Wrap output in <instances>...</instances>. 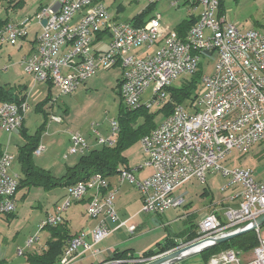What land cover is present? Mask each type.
Listing matches in <instances>:
<instances>
[{"label":"built area","instance_id":"obj_1","mask_svg":"<svg viewBox=\"0 0 264 264\" xmlns=\"http://www.w3.org/2000/svg\"><path fill=\"white\" fill-rule=\"evenodd\" d=\"M153 6L160 0H138ZM202 3L204 0H201ZM88 0H53L35 13L39 30L35 45L25 51L20 59L24 72L34 82L50 83L60 94L77 90L99 70L119 65L121 77L118 91L128 110L169 100L166 90L181 75L194 74L195 61L200 53H216L213 69L200 76L201 88L187 103L176 104L162 120L160 129H152L140 145L154 142L152 153L135 169L119 168L122 182L127 181L139 189L143 205L141 211L161 214L166 209L184 203L175 196V190L191 179L201 183L210 172L219 173L226 179L223 189H237L229 196L230 205L223 210L222 219L214 212L206 214L198 224L199 236L232 232L247 226L264 214V180H255L246 167H227L221 161L232 150L246 153L255 144L264 145V32L241 31L225 16L219 17V0H214L211 12H202L198 34L183 36L161 22V15H153L143 25L130 21H116L107 5L97 7L90 15L80 14V7ZM194 0H169L172 7L186 5L192 9ZM70 15H78V23H69ZM45 23L42 24V21ZM30 17L8 21L0 29V46L16 44L26 38L31 24ZM53 29H60V36H53ZM162 35H170V44H161ZM106 43V46L103 45ZM143 45H150V52H143ZM152 88L147 101L143 93ZM54 99H50L51 104ZM27 100L21 103L0 102V129L6 132L23 127ZM53 120L60 121L52 113ZM110 135L97 137L96 144L108 145L120 131L116 119L110 121ZM69 154L83 153L89 145L79 132H70ZM42 145L34 151L41 153ZM15 156L2 152L0 155V215L15 210V192L19 174L11 168ZM143 166L152 172L137 179L133 171ZM118 170V171H119ZM93 182L91 192H84V180L68 185L62 201L53 214L40 221L39 228L60 223L61 205L78 201H92L86 209L90 219H97L91 230H82L70 237L64 247L60 262L70 264L78 255L90 250L112 231L126 225L119 220L109 179L100 173L88 179ZM111 223V225L109 224ZM134 232L135 224L128 225ZM264 223L254 231L257 244L252 256L245 262L230 247L212 255L209 264H264ZM90 234L91 242L85 240ZM37 237H30L29 246ZM22 254V250H18ZM139 259V258H138ZM135 259H111L100 264H118L123 261L141 262Z\"/></svg>","mask_w":264,"mask_h":264},{"label":"rangeland","instance_id":"obj_2","mask_svg":"<svg viewBox=\"0 0 264 264\" xmlns=\"http://www.w3.org/2000/svg\"><path fill=\"white\" fill-rule=\"evenodd\" d=\"M48 2L49 0H23L22 6L16 12L9 9L5 13L12 21L20 22V20L30 17L32 24H30L28 36L31 38L35 31L33 27H37L34 15L41 5H45ZM102 2L109 7V10L118 20L123 22L126 20L130 21L137 14H140L146 6L145 3L138 0H102ZM184 8H187L186 5L175 8L168 4V0H160L148 8L145 19L160 14L162 22L170 24L169 27L172 29L175 22L184 17ZM194 12H196L195 9ZM222 13L227 21L233 23V25L235 24L241 31L256 30L264 32V0H222ZM21 43L22 40L20 38L16 44H3L0 46V86L9 88L18 84L25 85L26 100L29 107L25 113L24 132L27 135H33L44 124L42 130H39V145L44 148L41 153H33V162L38 167L50 171L53 176L61 177L66 173L68 166H72L77 162L80 155V153H68L70 132H79L85 139L94 138V140H96V136L107 138L110 135V121L112 119L117 120L120 110L124 109L118 88H116L120 78V68L119 65H114L99 70L95 76L81 84L74 92L60 94L55 88H49L45 82H34L32 77L24 72L20 59L27 48L25 45L20 46ZM215 59L216 53L210 55L200 53L199 71L201 73H210ZM183 76L188 75H181L179 79ZM179 79L175 80L173 85L177 84ZM49 91L51 99H54V101L51 104L48 102V104L44 105V110L39 111L37 109L38 103L44 100ZM151 91L152 88L150 87L143 93L142 100L144 102L150 98ZM162 106L163 104H153L147 109L149 114H153L152 121L157 126L164 118ZM53 108H55L54 111ZM52 113L55 116H59L61 120H53L50 117ZM139 120L140 122L142 121V116L139 117ZM23 143H25V134L18 130L9 133L0 129V149L2 152L13 155L16 158L18 148ZM125 155L133 168L143 162L145 153L142 151L140 141L131 145L125 151ZM221 164L227 167L240 166L249 168L255 180H264V145L255 144L246 153L232 150L221 161ZM11 171L17 174L21 173L20 165L16 159L13 162ZM225 182L226 179L216 172L207 174L205 183L195 179L187 181L178 187L175 193L183 196L189 203L187 207L184 205L176 207L178 212L175 214L184 216L189 211H198L205 204L219 205V203H228L229 196L237 189L232 187L223 189ZM122 184L123 186L128 185L131 187L132 196L138 198L139 194L132 184L127 181ZM203 188H207L208 192L203 193ZM24 191H19L16 194L15 210L12 213L0 216L1 218L3 217L2 220L0 219V261L3 260L2 262L5 264H25L28 252L42 248L48 238V232L44 228L40 229L39 223L48 215L54 213L55 207L64 197H62L61 186H56L50 190L41 187H31L27 191L26 196H23ZM117 191L116 200L114 201L116 206L119 205L118 195L123 196L124 194H121L118 189ZM123 202L121 201V204L125 205L126 203ZM85 207L82 203H72L68 210L63 213V217L67 215L70 209H76V211H80L75 219L77 224L84 223L90 219L85 213ZM132 209V207L129 208V210ZM171 209L174 208L166 209L165 214L170 213ZM216 213L221 217L223 216L222 210H218ZM197 216L196 214L195 220ZM161 219L165 222L164 216L159 218L152 213L143 211L137 214L135 222L140 226L139 232L142 231L139 233L141 237L138 239L140 247L145 246L157 235L165 232L159 225ZM178 224L180 222L177 219L176 223L173 222L168 226L167 232L173 231ZM69 225L70 232H73L78 226L73 223ZM262 234L264 235L263 230ZM30 237H37V239L27 246L26 243ZM20 249L22 250L21 255L18 254ZM252 250L235 251L238 252V258L241 262H245L252 256ZM194 255L200 256V253ZM211 257H209L206 264H209Z\"/></svg>","mask_w":264,"mask_h":264},{"label":"trees","instance_id":"obj_3","mask_svg":"<svg viewBox=\"0 0 264 264\" xmlns=\"http://www.w3.org/2000/svg\"><path fill=\"white\" fill-rule=\"evenodd\" d=\"M22 4L23 0H0V29L4 24L11 20L10 17L6 15V11L9 9L17 10ZM149 7L133 17L130 22L138 26L143 25L148 19H145V15ZM218 15L219 17L223 15L222 0H219ZM195 22L196 18L194 17L183 21L178 29L179 33L181 32V35L184 36L186 31L189 30ZM199 70L200 69L196 70L192 75L183 76L180 79L178 78L179 82L177 84L169 85V87L166 88L169 92L170 99L162 106L164 117L168 116L174 105H187V103L197 95L201 88V71ZM119 83L120 80L118 81L116 88L119 87ZM49 85L51 84L49 83ZM26 98L27 92L25 85L18 84L17 86L9 88L0 86V102L7 101L9 103H21L26 100ZM50 99L51 94L49 92L44 100L38 103L37 109L43 111L44 105L48 104ZM152 115L153 114L148 113L147 108L144 106L133 110H128L124 106V109L120 110L117 118L120 131L117 135L115 145H98L88 148L83 153H80L77 162L72 166H68L66 173L61 177L53 176L50 171L38 167L33 162V153L39 146V130H42L44 124L40 127L41 129L33 135H27L22 127L19 131L25 134V143L18 148L17 156L15 158L20 165L21 171L15 194L19 191L25 190L23 196H26L27 191L31 187H41L50 190L56 186H68L78 181L86 180L94 173H100L105 177H112L121 167L130 169L125 151L157 126V124L152 121ZM141 116L142 121L140 122L139 117ZM1 154L2 150L0 149V155ZM44 229L48 232V238L45 244L40 250H33L27 253L25 259L26 264H57L64 251L67 240L73 236L70 234L68 225L63 221L54 226H46ZM198 236L199 233L197 231V233H194L191 238H197ZM256 244V235L253 230H250L237 235L228 241L212 246L202 251L200 254L206 263L210 256L228 249L229 247L237 251H248L253 249ZM174 246L175 243L165 244L154 251L149 249V251L144 252L141 256L128 255V251H122L115 253L112 259L130 260L139 257L142 259H150V257L170 250ZM0 264H3L2 261H0ZM118 264L128 263L127 261H123ZM134 264L140 263L136 262Z\"/></svg>","mask_w":264,"mask_h":264},{"label":"crops","instance_id":"obj_4","mask_svg":"<svg viewBox=\"0 0 264 264\" xmlns=\"http://www.w3.org/2000/svg\"><path fill=\"white\" fill-rule=\"evenodd\" d=\"M51 2H52V0H49V2L46 3L45 5L50 4ZM168 4H169V0H168ZM42 6H44V5H41L40 7H42ZM184 10H185L183 13L184 17L182 19L176 21L174 26L172 27V29L178 30L180 28L181 24L183 23V21L189 20L192 17L195 18L199 13L198 9H195L196 12H194L193 7H192V9L187 7V8H184ZM15 12H16V10H15ZM111 14L113 15L112 12H111ZM114 18L116 19V21H120L115 16H114ZM11 21H12V19H11ZM161 22H162V19H161ZM162 24L170 26V24H167L166 22L165 23L162 22ZM33 29L35 30L33 37L30 38V36L27 35L26 38L22 39V43L20 45V46L25 45L27 48L26 51H28L29 49H31L35 45V40H36L35 37H36L37 31L39 30V26L38 25H37V27L34 26ZM28 33H29V31H28ZM104 46H106V43L103 45V47ZM120 77H121V68H120ZM119 80H120V78H119ZM46 84L49 86V88L52 87L51 85H49V83H46ZM54 110H55V108H53V111ZM24 125H25V119H24L23 127H24ZM86 141H87L90 148L98 146V144H96V141L94 140V138H88V139L86 138ZM145 159H146V155L143 156L142 161L144 162ZM143 162L137 164L136 167L141 165ZM128 164H129L130 169L136 168V167L133 168L132 165H130L129 160H128ZM151 172H152L151 167L143 166L142 168H138L137 170H134L133 174L137 179L140 180V179L147 177ZM107 178L109 179L110 185L112 187H114L116 189V191L118 189L119 192H121V194L124 193L123 196L118 195L117 200H118L119 205L116 206L114 203V207H115V210H116V213H117L119 220L127 221V223H126V225H123V226H120V227L114 229L111 234H109L107 237H105L102 241H100L96 245H93L90 250H86L83 253H81L80 255H78L70 264H100V263H103L106 261H110L115 253H119L122 251H128L127 252L128 255L141 256L144 252L149 251V249L154 251V250L159 249L161 246H163L165 244L175 243V246L173 247V248H175L177 246H180L181 244H186V243L192 242V241L197 239L196 237H194V238H191V237L194 235V233H197L198 224L206 214L211 213V212H214V214H215L216 211H218V210L223 211L226 206L231 204V202L229 200H228V203L226 202V204H222V203H219V205L218 204H215V205L214 204H212V205L211 204H205L198 211H189V212L185 213L184 216L175 214L178 212L177 208H175V207H174V209H171L172 211H170V213L165 214V211L161 214L152 213L154 216H158L159 218L161 216L165 217V222H163L162 219L159 222L161 229H163L165 232H162L161 234L157 235L150 242L146 243L145 246L140 247L138 245V242H139L138 239L141 237V235L139 233H141L142 231L139 232L140 226L137 222H135V218H136L137 214L142 212L141 211V205L143 203L142 194H140L141 192L139 191V189L133 185L135 187L137 193L139 194L138 198H136V197L134 198L131 194V191H132L131 187H129L128 185L123 186V184H122L123 182L121 183V181L119 180L118 170L114 176L107 177ZM191 180H193V179H191ZM191 180H189V181H191ZM196 181H198V180H196ZM66 187L67 186H65V185L61 186L62 197L66 194ZM203 189H204V190H202L203 193L208 192L207 188H203ZM174 194L177 197L183 198V196H180L179 194H176V193H174ZM114 195L116 198V194H114ZM15 198H16V194H15ZM115 198H114V201L116 200ZM121 201H124L123 203H126V204L125 205L121 204ZM15 202H16V199H15ZM75 203H77V204L82 203V204H84V206H86V201H78ZM188 203L184 199V203L181 206L184 205L187 207ZM131 207L134 210L133 209L129 210V208H131ZM219 207H221V208H219ZM79 212L76 211V209H70L67 212V215H65V217H63V215H62L61 222L62 221L66 222L68 227L70 226L69 224H72V223L78 225V226H76L77 228L73 232H70L71 235H75L82 230H86V231L91 230L97 224V219H95V220L89 219V220H86V222H84V223L82 222L83 224L82 223L77 224V221L75 219H76L77 213H79ZM85 212H86V207H85ZM146 213H148V212H146ZM196 214L198 216L195 220L194 217ZM0 216H2V215H0ZM219 217L222 219L223 216L222 217L219 216ZM2 218L0 217L1 220H2ZM177 219H178V222H180V224H178V226L175 227V229L173 231L167 232L168 231L167 229L169 228L168 226H170V224H172L173 222L176 223ZM109 224L111 225V223H109ZM130 224L136 225V229L134 230V232H131L130 230H128L127 227ZM69 231H70V229H69ZM85 240L88 242H91L90 234H88L85 237ZM154 256H152V257H154ZM139 259H140V257H139ZM139 259L135 258V260H137V261ZM127 263L128 264H134L136 262L127 261ZM3 264H5V263H3ZM25 264H26V262H25ZM172 264H206V263L204 262V259L202 258L201 254H200V256L199 255H192L190 257H186L185 259H183L177 263H172Z\"/></svg>","mask_w":264,"mask_h":264},{"label":"bare ground","instance_id":"obj_5","mask_svg":"<svg viewBox=\"0 0 264 264\" xmlns=\"http://www.w3.org/2000/svg\"><path fill=\"white\" fill-rule=\"evenodd\" d=\"M214 0H204L202 3L201 0H194L193 2V9H198L199 13L195 17L196 22L189 30L186 31L184 36H192L195 34H198V30L200 28V18L202 17V12H211L213 7ZM105 4L101 0H88L87 3H84L82 7H80V14L83 15H90L93 11L97 10V7H102ZM69 23H78V15H70L69 16ZM53 36H60V29H53ZM161 44H170V35H162L161 37ZM143 52H150V45H143ZM200 61H195V67H194V73L196 70L200 69ZM202 75V73H201ZM167 102V100H163V104ZM173 106V105H172ZM160 125H162V122L158 124L154 129H160ZM144 137V136H143ZM142 137V138H143ZM116 142V139H112L111 143L109 145H114ZM154 149V142H147L144 144V152L145 153H152ZM43 148H41V151ZM119 180H122V172H118ZM84 192H91V189H93V182L91 180H84ZM112 191H116L114 187H112ZM72 203H66L61 205V216H60V222L62 219L63 213L68 210V208L71 206ZM92 208V201H86V209ZM57 224V223H55ZM63 254V253H62ZM60 262V260H59Z\"/></svg>","mask_w":264,"mask_h":264},{"label":"water","instance_id":"obj_6","mask_svg":"<svg viewBox=\"0 0 264 264\" xmlns=\"http://www.w3.org/2000/svg\"><path fill=\"white\" fill-rule=\"evenodd\" d=\"M45 20L42 21V24ZM264 223V214L259 216L255 221H252L247 226L239 227L232 232H225L222 235L209 236L203 239H196L192 242L177 246L168 251L162 252L154 257H150L141 261L140 264H172L177 263L186 257H190L194 254L201 253L202 251L223 243L232 239L233 237L240 235L244 232L252 230L256 225Z\"/></svg>","mask_w":264,"mask_h":264}]
</instances>
